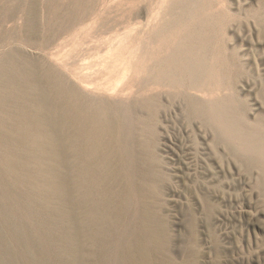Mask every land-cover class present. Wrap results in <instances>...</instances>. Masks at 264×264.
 I'll return each instance as SVG.
<instances>
[{"label": "bare ground", "instance_id": "bare-ground-1", "mask_svg": "<svg viewBox=\"0 0 264 264\" xmlns=\"http://www.w3.org/2000/svg\"><path fill=\"white\" fill-rule=\"evenodd\" d=\"M2 1L10 7L0 18V47L4 39L7 42L2 37L5 25L15 27L21 22L24 27L21 43L36 52L32 50L31 54L10 47L7 55L10 64L2 69L9 82L3 84L12 83L10 93L21 98L23 104L18 105V117L22 120L13 128L9 126L15 132L13 144L3 153L13 179L7 180L0 173V264H109L104 225L116 233L120 225L118 216L126 207L120 203H103L105 199L97 197L92 189L94 185L89 183L96 181L102 168L95 156L101 137L113 136L114 141L115 131L122 135L128 126L121 119L123 109L133 111L135 99L144 95H150L151 101H160L165 96L176 104L182 103L180 110L189 116H202L207 120L205 124L212 123L223 135L221 142L232 156L243 158L264 174V127L253 117L254 120H249L242 107L235 108V100L239 106V89L234 77L227 73L228 57L221 51H211L219 13L206 15L198 25L176 17L177 22H185L188 27L180 29L177 38L169 37L166 42L162 39L163 25L158 23L157 37L152 40V33L148 36L151 41L146 42L150 16L147 23L139 22L138 26L127 22L121 26L122 32L115 22L117 26L111 23L110 27L102 21V25L96 23L99 27L94 25L89 40L74 41L77 25L86 18L84 14H72L62 24L64 27L42 37L38 0ZM0 6L2 11L3 5ZM15 34L11 35L14 41ZM69 38L72 47L65 41ZM236 50L223 46L225 53L234 54ZM142 75L144 80L138 81ZM7 98L5 95L1 100ZM128 101L130 105L125 106L123 102ZM149 103L151 127L155 129L158 104ZM114 143L116 149L130 159L133 157V150L125 139L123 143ZM147 147L142 144L140 151L146 154L149 165H156L161 158L151 154V148ZM83 155L92 156L91 165L82 164ZM115 159L119 175L132 166V161L129 164L126 159L118 158V154ZM145 190L149 192L148 188ZM155 214L147 206L140 212L134 240L127 245L126 264H160L156 249L152 248H158L162 239L149 223ZM167 264L178 262L171 260Z\"/></svg>", "mask_w": 264, "mask_h": 264}, {"label": "rangeland", "instance_id": "rangeland-1", "mask_svg": "<svg viewBox=\"0 0 264 264\" xmlns=\"http://www.w3.org/2000/svg\"><path fill=\"white\" fill-rule=\"evenodd\" d=\"M38 1L39 31L42 32V37L50 36L55 29L64 27L62 24H66L72 14L85 15L86 18L75 29L74 41L84 38L89 40L96 23L102 25L105 21L110 27L111 23L113 26L117 24L118 27H115L120 28L119 31L122 32L127 22L138 26L139 22L147 23V17L150 16L148 18H151L152 22L148 25L150 29H146V42L157 37L155 26L158 27V24L163 25L162 39L166 42L169 37L177 38L179 30L188 27L185 22H177L176 17L198 25L206 15L219 13V22L215 28L217 35L210 49L212 52L221 51V54L228 57L227 73L229 77H234L239 89L240 107L235 100V108L241 110L242 107L249 120L255 119L264 127V0ZM0 5H3L2 11L0 10L1 18L4 15L2 13L10 6L2 0ZM189 15H192L191 18ZM113 18L115 19L111 21ZM122 21L123 25H119ZM97 24L96 28L99 27ZM7 27L8 24L2 31V37L7 38V42L3 38L4 46L0 47V64H3L0 66V173L11 181L12 169L4 161L3 153L13 144L15 132L11 127L13 128L18 120H22L18 117V105L21 106L23 101L19 97L15 98L14 93H10L14 86L12 83L7 85L9 82L3 76L2 69L10 64L7 62V55L13 47L31 54L36 51L21 43L24 29L21 22L16 23L15 27ZM14 34L17 42L11 38ZM65 41H69L68 47H72L70 38ZM222 45L237 49V54L232 51L225 53ZM147 59L149 58L146 57ZM14 67L13 65V69ZM13 71L14 75L18 74L16 69ZM143 78L142 75L137 79L141 81ZM5 95H8V98L1 100ZM151 99L150 95H144L135 99L136 107L133 111L123 109L125 114H121V119L128 126H125L126 131L121 132L122 135L115 131L114 141L120 144L125 139L126 144L133 150L131 159L115 148L113 136L103 135L99 146L97 145L99 150L95 156L102 168L96 181L89 184L94 185L92 189L97 197L105 199L103 203H120L126 207L118 216L120 225L116 233L104 225L109 245L106 253L109 264H115L116 261V264H126L127 245L134 240L135 227L144 206L156 212V217H150L149 223L162 239L158 248H152L156 249L160 264H167L171 260L178 264H264V184L261 185L264 174L261 169L245 162L241 157L232 156L225 143L221 142L223 135L212 123L205 124L207 120L202 116H189L183 109L180 110L183 108L182 103L176 104L165 96L160 99L161 103ZM3 101L5 103H2ZM149 101V104H158L155 129L151 127L150 105H147ZM123 103L125 106L130 105V101ZM178 109L181 113H176ZM184 113L187 115L184 116ZM5 122V125L2 124ZM144 143L146 147L148 145L151 148V154L156 153L161 158L156 165H149L146 154L140 151ZM152 144L155 149H152ZM116 154L121 160L126 159L129 164L132 161V166L120 175L117 173ZM80 159L83 165H91L93 160L92 156L88 155H83ZM83 186L85 188L84 183ZM145 188H148L149 192Z\"/></svg>", "mask_w": 264, "mask_h": 264}]
</instances>
